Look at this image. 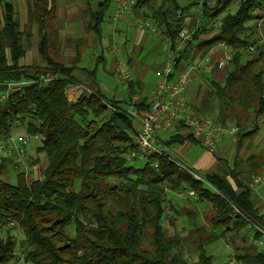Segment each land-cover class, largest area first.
I'll list each match as a JSON object with an SVG mask.
<instances>
[{"label":"trees","instance_id":"obj_1","mask_svg":"<svg viewBox=\"0 0 264 264\" xmlns=\"http://www.w3.org/2000/svg\"><path fill=\"white\" fill-rule=\"evenodd\" d=\"M111 1L98 0L95 6L86 2L83 13L87 28L97 37ZM233 1L212 0L209 4L208 0H194L182 6L177 0H133L132 7L159 27L171 50L186 25V13L200 6L202 14L192 32V42H187L175 58L178 69L191 49L204 55L218 41L235 47L256 44L245 31L253 18L264 16V0H238L234 13L223 16L218 31L206 39L201 37L206 22L218 17ZM55 5L56 0H27V22L22 27L12 1H3L0 82L36 79L46 71L60 77L41 85L26 84L0 100V138L10 136L14 127L24 126L26 133L40 139L36 152L47 157L38 178L28 180L23 170L16 173L15 183L0 178V264L17 257L11 234L15 228L24 237L20 252L31 264H190L181 251L183 237L167 235L164 227L169 203L166 190L180 187L194 190L195 201L210 204L206 220L211 231L195 225V264H212L204 247L216 238L215 229L220 228L221 234L244 230L243 220L231 216L229 201L264 223L249 186L250 175L264 167V154H251L244 160L246 175L239 169V160L220 173L201 175L211 187L193 179V169L180 170L171 157L150 154L140 167L133 166L129 161L137 158L129 159L128 155L137 146L127 107L133 105L144 114L150 102L139 96L142 86L133 79L123 99L116 100L74 76L75 64H66L59 54L53 26ZM254 8L260 13H254ZM32 23H36L39 36V63L22 65L23 40ZM102 62L101 53L93 67L79 71L94 77ZM222 70L221 79L211 78L212 90L206 96L219 100L216 120L227 124L231 119L237 127V152L257 132L258 126L251 122L264 113V45L258 44L251 52L237 49ZM71 84L84 86L73 101L65 95ZM0 91L4 92L5 86H0ZM133 95H138V100L132 101ZM207 107L203 104L194 109L202 115L213 106ZM180 128L183 124L176 123L175 132L161 142L166 146L185 141L200 144L190 133H180ZM153 161L157 167L151 165ZM5 163L11 160L1 158L0 175ZM235 250L238 264H264V252L252 246L243 253Z\"/></svg>","mask_w":264,"mask_h":264},{"label":"rangeland","instance_id":"obj_2","mask_svg":"<svg viewBox=\"0 0 264 264\" xmlns=\"http://www.w3.org/2000/svg\"><path fill=\"white\" fill-rule=\"evenodd\" d=\"M79 1L81 3L80 8H85L84 7L85 0H79ZM191 1H194V0H177V2L182 6H185ZM208 1H209L208 2L209 4L212 3V0H208ZM95 3L96 1L94 0V2L92 3V6L93 5L95 6ZM111 6H112V3H110V6L107 12H110ZM237 6H238V0H234L230 4V6L223 13H221L218 17L208 20L206 22V27H205L206 32H204V34L201 37L206 39L212 34H214L215 32H217L218 29L220 28V24H221L223 16L228 13H234ZM132 8L133 7L131 6L130 9ZM258 12H259V9L254 8V13L258 14ZM108 14L109 13H106V16ZM200 14H202V12H201V8L199 5L194 7L191 12L186 13V16H187L185 19L186 25L183 28H186L187 31L191 32L192 34V31H194V29L197 27L196 25L198 23V20H199L198 17L200 16ZM133 18L135 22H137L139 19H141L142 22L144 21L148 23L151 22L150 19L146 17V15L142 11H138L136 16H133ZM152 25L155 26V23ZM133 26L136 27L137 25L133 24ZM32 27L34 30H36V23H32ZM155 27H156L155 30H152V31L147 28H141L142 32H144L143 29H145L146 31L148 30L149 32L147 31L144 34V36L139 41V43L133 42L134 38L130 43H128V41L131 39L130 36H127L128 41L126 42V39L123 37L124 36L123 34L113 35L112 38L110 36V38L105 40L104 42L106 43V45L104 46L106 47L108 46V49H107L108 51L112 53H116V54H118V52H121L120 56L116 57L115 64L117 63L118 60L125 61L126 60L125 57L128 52L129 56H131L134 60L138 61V64L141 65L142 68L146 69V77L142 81L143 84H142V89H141V92L139 93V96H145V97L149 96L151 90L154 88V86L157 84L159 80V78L155 75V70L160 68L161 60L165 58L164 61L162 62L163 64L171 56V53H172V50H170L169 48L170 45H169L168 40L162 38L163 34L161 30L159 29L157 25ZM245 34L248 36L249 39H254L255 42H258L259 40L264 38V16L262 18H253V20L248 22ZM68 44L67 46L68 48H70ZM248 44H251V42ZM129 45H132L133 47L128 48ZM215 45L216 44H214L213 46ZM213 46H211L210 49ZM97 51L98 50L94 49L91 53L93 54L94 52H97ZM59 52L61 54L63 53V47L62 49H60ZM87 53H88V56L87 58L86 57L84 58V62L82 65L91 67L93 63V59L89 61V50L87 51ZM193 53L194 55H192ZM61 57L63 58V60H67V58H69V56H65V57L61 56ZM207 57H208L207 53L202 55L200 52L195 53L191 49L189 50V54H187L182 59L180 69L187 70V68L190 65L194 66V68H190L189 70L190 81L186 86V93L184 95V100L195 108H200L201 105L203 104H205V107L213 106L212 109L210 110H207V109L204 110L205 112L202 115H208L213 119L215 123L217 122L220 125H225V124L219 123L216 120V117L218 118L217 105H219L218 104L219 100L217 99L210 100V98L207 99V96H206L209 93V91L212 90L210 86V80L211 78H213L211 70L216 71L215 69L216 67L214 64L212 65V67L210 64H208L211 61L207 63L205 62L206 60L205 58ZM104 64H105V67H104ZM107 65L105 61L98 64L97 74H96L94 84L97 85L101 93H103L106 97L113 98L112 92L115 86L116 85L118 86V83L116 82L117 77H116L115 71H113L114 77L110 75L109 73L105 72V70L107 71L108 69ZM126 67L130 71L129 65L127 62H126ZM73 74L80 81H84L86 79L85 74L81 71L80 72L74 71ZM221 77L222 75H220V79ZM218 80L219 79H217L216 81ZM121 90L122 89L119 86L116 96L118 95L119 92L120 93L122 92ZM2 93L3 91H0V96ZM227 121L230 124L233 123L231 119H228ZM232 125H234V123ZM175 130H176L175 127L168 129V131L163 133L165 135L163 137L160 136V138L166 139L169 135L173 134ZM177 130L182 134L187 133L186 128H180ZM17 134H24L28 138V141L26 144V154L23 157L24 160L18 163V162L13 161L11 158H9L11 160V163H7V165H5L3 174L0 175V178L2 180L10 182V183H15V175L21 170L25 172V175L30 174V170H31L30 167L35 165V159L31 161L32 158L30 159L29 156L34 155L40 158V160L36 159V161H38L36 162V164L37 166L39 165L38 168L40 172L44 169V167L47 164V157L44 153H35L36 147L40 144V139L27 134L24 126H21V125L14 127L10 136L15 137ZM219 139L220 140L217 143L216 148L214 149V152L212 153L213 156L219 155L220 153L219 149L223 145L228 147L226 152H222L223 153L222 158L225 159L227 163L225 161L226 163L225 164L222 160H219L221 169L223 168V170L225 171L229 168H232L234 166V161L239 160L240 161L239 169L244 170V171H241L242 175H244L248 169H247V162H244L245 157L242 155V152L244 151L245 156H249L251 154L258 155L261 152H264V120L262 124L258 127L257 132L255 133V136H253L252 139H248L237 152H236L235 143L232 141V138L229 135L220 136ZM158 140H159V137H158ZM187 143L190 145L186 147ZM11 144L13 145V143ZM160 144L164 145L162 142H160ZM167 147H168L171 157L175 160V162L183 164L188 167H191V161L193 159H195L202 151L204 152V148L201 146V144L190 143L186 141L182 144L173 142V143H170ZM26 155H28L27 157L29 158V160L25 161ZM187 161H190V163H188ZM129 162L135 167H140L142 164V161L140 159H135ZM196 164L197 162L195 163V165ZM194 171L199 175H203L204 173V171L202 170L200 166H195ZM221 171L222 170H219L218 172L220 173ZM29 178L27 179L28 180L33 179V178H30V179ZM250 179H251V175H250ZM260 192H261V200L264 201V187L261 188ZM172 193L173 192L170 191L169 189L166 190L167 197L169 194H172ZM168 201L169 203H167V207H166L168 210L166 214L167 218L164 222L166 234L173 235L176 233V234H179L181 237H183L182 238L183 241L181 245L182 254L184 258L190 264H195V260H196L195 242L197 239V234L195 233V225H202L205 229H207L208 232L211 231L209 228L210 226L206 220V216L208 214V208L210 204L204 201H195V198H186V199L178 198L176 199V202H173L170 199H168ZM255 204L259 205L260 203L259 201H257L255 202ZM215 233H216V238L210 241L209 243H207L204 247L206 253L211 257L212 264H238L237 261H235L234 263H232L231 261L232 258L235 259V256L237 253L235 249L238 250V253H243L247 251L248 249L251 248V246L258 249L255 244L250 243L244 238L245 230L239 231L238 233H235L234 231L231 230L226 234H221V229L217 228L215 229ZM11 234H13L14 239L16 241L15 253L17 254L16 255L17 257H15L14 259H12L6 264H31L25 260L24 255L22 254V252H20V249L22 247L21 244L23 243V240H24L23 234L20 232L18 228L13 229L11 231Z\"/></svg>","mask_w":264,"mask_h":264},{"label":"built area","instance_id":"obj_3","mask_svg":"<svg viewBox=\"0 0 264 264\" xmlns=\"http://www.w3.org/2000/svg\"><path fill=\"white\" fill-rule=\"evenodd\" d=\"M132 5L133 0H116L110 20L115 21L122 18L126 12L130 10ZM135 23L139 28H147L151 31L156 28V24L154 26L152 25L154 23L142 22L141 19ZM168 42L170 44L169 40ZM187 42H192V34L188 32L186 28H182L178 32L173 43L171 56L155 71V75L159 80L152 89L148 99L150 102L149 109L144 114H141L133 105L127 107V114L131 118L130 125L137 146V149H133L129 153V159L137 158L143 162L147 159V155L150 154L171 157L168 147L157 142V135L169 127L174 126L176 123L183 124L187 132L190 133L194 139L199 140L204 150L209 152H213L216 148L220 136L229 135L233 141H236L237 127L235 125L230 123L220 125L217 122L215 123L208 115L197 114L194 107L188 104L183 98V93L190 81L189 70L190 68H194V66H189L187 70L180 68L175 69V58L178 51L182 50ZM255 43L256 44H247L244 47H235L225 41L217 42L215 46L217 50H219V56L215 59L214 65L218 69H224L232 60L234 51L237 49L246 52L254 51L258 44L264 45V38ZM114 71L118 82L126 89L132 79L131 73L126 67V62L118 60L115 64ZM59 77L60 75L57 73L46 71L40 73L36 79L0 82V86H5V91L1 94L0 100H4L12 92H19L22 86L26 84L37 83L41 85L56 80ZM71 85L81 91L84 89V86L81 85ZM89 92L91 91L89 90ZM138 98V95H133L132 101H136ZM108 108L111 111L114 110L110 106ZM263 120L264 113L254 118L251 125L260 126ZM34 137L38 138L36 135H34ZM27 141L28 138L24 134H17L15 137L8 136L0 140V152L2 156L11 158L13 161L19 163L24 159ZM11 143H13V145ZM151 165L157 167V162L153 161ZM177 166L180 170L190 171L192 169L180 163H177ZM190 172L193 179L203 181L205 185L210 186L209 183L202 179L201 175L197 174L194 170ZM250 184L253 191L258 192L259 188L264 185V169L262 172L251 177ZM176 195L181 199L196 197L194 190L186 187L178 188L176 190ZM229 206L231 208V216L234 219L240 218L243 220L247 241L255 244L260 251L264 252V223L250 218L230 201ZM262 207L264 208V201L262 202ZM167 212L168 210L166 208L165 214H167ZM231 261L234 263V258H232Z\"/></svg>","mask_w":264,"mask_h":264},{"label":"crops","instance_id":"obj_4","mask_svg":"<svg viewBox=\"0 0 264 264\" xmlns=\"http://www.w3.org/2000/svg\"><path fill=\"white\" fill-rule=\"evenodd\" d=\"M3 1L4 0H0V28L2 26ZM5 1H12L13 5H14V9H15L16 14H17V18H19L18 20H19L21 26L24 27L26 25V22H27V0H5ZM95 1L97 3L98 0H95ZM115 1L116 0L111 1L112 6L110 9V12H107L109 14L105 17V20L103 21V23L101 25L100 37H97L96 35H94L93 32H91L87 28L88 19L83 13V10L85 8H80L81 3L79 0H56L55 10H54V12H55V23L53 26L56 27V29H57L56 34H57L58 45H59V47L61 46V49L63 47V53L62 54L59 53V54H60V57L61 56H64V57L69 56V58H67V60H63L62 57H61V59L63 62H65L68 65L75 64L77 69H75L74 71L80 72L79 70L80 69L82 70L83 68H89L90 69L91 67H93L96 58L102 53L103 54V62L105 61L106 65L109 64V65H107L108 69H107V71L105 70V72L109 73L110 75H112L114 77L113 71L115 68V59H116V57L120 56L121 52H118V54H116V53H112V52L108 51L107 50L108 46L107 47L104 46V45H106V43H104L105 40L109 39L110 36L112 38L113 35H122L123 34L124 35L123 37L126 39V42L128 41L127 36H130L131 39L128 41V43H130L133 40V38H134L133 42L139 43V41L142 39L144 34L148 31V30L146 31L145 29H143L144 32H142L141 28H138L137 26H136L137 27L136 28L133 26V24H136L133 16H136L138 11H140L139 9H137L135 7H133L129 11H127L126 14L122 18H120L116 21L110 20V16L112 14V11L115 8ZM86 2H90V5H92L94 0H85L84 7L86 6ZM96 3H95V5H96ZM31 27H32V24H31L30 28H28V34H29L28 37L23 40L26 48H25V54L20 61V63L22 65H30L32 63H39V55H38V51H37V44H38L39 36L37 33V29L34 30L33 27L32 28ZM67 44L69 45L70 48H68ZM130 47H133V46L129 45L128 48H130ZM94 49H96L98 51L94 52L92 54L91 52ZM88 50H89V61H91V59H93V63H92L91 67L86 66V65H82L84 62V58L85 57L87 58V56H88V53H87ZM59 51H60V49H59ZM218 51L219 50H217V47L213 46L207 52L208 57L205 58L206 59L205 62L207 63V62L211 61L210 63H208L211 65V67L213 64H215L214 61L217 58V56H219ZM125 58H126V60L125 59L124 60L129 65V69H130L132 79L139 82L140 85L142 86V84H143L142 81L146 77V69L142 68V66L138 64V61L134 60L131 56H129L128 52H127V55ZM209 58H210V60H209ZM164 59L161 60V63H160L161 65H162V62L164 61ZM104 67H105V64H104ZM215 69H216V71L210 69L212 71L213 78L220 79V75H222V77H223V70L218 69L217 67ZM82 72L85 74L86 79L84 81H81V82L86 84V85H89V88H92V89L98 88L97 85L94 84L96 74H97V70H96V73L94 74V77L87 76L85 73L86 71L85 72L82 71ZM93 79H94V81H93ZM116 82L118 83V86L117 85L115 86V88L112 92V97L116 100H121L125 96L126 90L123 86H121V84L118 82L117 79H116ZM119 86L121 87L122 92L121 93L119 92L118 95L116 96ZM68 88H69V90H67ZM81 92L82 91L80 89H78L72 85L66 87V89H65V95H66L67 99H69V100H74L78 95H80ZM185 93H186V89L183 93V98H184ZM150 94H151V92H150ZM150 94H149V96H146V98L149 99ZM172 127H175V125L169 127L168 129H170ZM168 129L160 132L157 135L159 137V140L157 139V142H161V141L165 140V139H161L160 136L163 137L165 135L163 133L168 131ZM1 139L2 138H0V140ZM186 142H188V141H186ZM233 142L236 144V141H233ZM190 143H192V142H190ZM189 145L190 144L187 143L186 147ZM227 149H228V147L224 146V145L222 147H220V149H219L220 153L217 156H213L212 153L214 152V150H213V152H209L206 150H204V152L202 151L195 159H193L191 161V167L190 168H192L194 170L195 166H200L202 168V170L204 171V173H207V172L219 173L218 172L219 170L223 171V168L221 169L219 160H222L225 163L226 160L222 158V154H223L222 152H226ZM35 153H37L36 149H35ZM243 153H244V151L242 152V155L245 157L244 158V160H245L248 156H245V153L244 154ZM262 153L264 154V152H262ZM25 154H26V148H25ZM27 156L28 155H26V157H25V161L29 160V158L30 159L32 158L31 161H33L36 158H37V160H40V158L38 156L33 155V156H29V158ZM3 157H5V156H2V154L0 152V162H1V158H3ZM36 162H38V161H35V165L32 164L33 166L30 167V169H31L30 174H28L29 176L26 175L27 178L30 177V178L35 179V178H38L40 176L41 172L39 171V168H38L39 165L37 166ZM187 162L190 163V161H187ZM196 162H197V164L195 165ZM226 163H227V161H226ZM5 165H7V163H5ZM263 169H264V167H263ZM263 169L260 170L258 173L262 172ZM31 171H32V173H31ZM258 173H256V174H258ZM253 175H255V174H253ZM253 175H251V177ZM15 180H16V175H15ZM250 181H251V179H250ZM249 186L251 188L254 201L255 202L259 201V203H260L259 205L255 204L257 209H258V214L263 215L264 208L262 207L263 201L261 200L260 190H261V188L264 187V185L259 188L258 192L253 191L250 183H249ZM170 191L173 192L172 193L173 196H172V194H169L167 199H170L171 201L176 202V199H178V197H176V191H174V190H170Z\"/></svg>","mask_w":264,"mask_h":264}]
</instances>
